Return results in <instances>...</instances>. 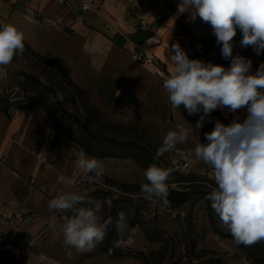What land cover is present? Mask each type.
<instances>
[{"label":"crops","instance_id":"obj_1","mask_svg":"<svg viewBox=\"0 0 264 264\" xmlns=\"http://www.w3.org/2000/svg\"><path fill=\"white\" fill-rule=\"evenodd\" d=\"M88 1L92 8L84 12L82 0L69 5L63 0H0V18L4 4L8 18H1L2 22L23 31L25 43L32 50L69 66L75 82L99 97L109 119L121 124L122 130L152 139L160 147L168 131L188 129L187 143L165 154L172 161L191 160L198 166H209L190 153L198 143H207L205 133L212 131L216 120L226 125L234 116L243 120L246 109L235 114L227 109L214 110L216 116L210 114L203 127L197 129L196 122L203 113L189 116L183 106L173 110L162 85L163 76L171 73L167 57L175 43L190 59L230 66L210 24L199 17L192 22L187 13L174 18L179 0ZM17 5L25 7L29 14L20 12ZM143 23L150 25V30L156 27L154 37L137 46L128 39L142 32ZM120 35L126 39L122 45L116 42ZM241 39L237 29L233 55L251 59L255 72L264 63V52L257 55L253 47H241ZM147 57H153L157 65L149 63ZM130 94L137 103L129 99ZM47 122L27 112L7 113L0 109V252L4 250L9 255L17 250L33 254L37 245H42L44 257H50L52 251L44 245L49 242L50 227L43 221L52 215L48 202L63 187L58 177L72 148ZM25 237L30 238L29 243Z\"/></svg>","mask_w":264,"mask_h":264},{"label":"rangeland","instance_id":"obj_2","mask_svg":"<svg viewBox=\"0 0 264 264\" xmlns=\"http://www.w3.org/2000/svg\"><path fill=\"white\" fill-rule=\"evenodd\" d=\"M2 9L1 18L7 19L4 4ZM25 48L22 56L0 67V109L47 119L46 124L72 148L60 175L74 181V190L103 202L100 215L104 219L112 217L113 225L96 250L81 254L71 249L69 257L61 226L72 214L53 210L43 221L50 227L49 242L44 244L52 248L50 257H44L42 245H37L33 254L17 250L9 255L2 250L0 264H264V241L237 246L212 210L206 197L216 186L215 181L173 173L168 184L191 190L188 201L164 206L158 200L144 199L140 183L145 169L153 163L172 167V158L166 154L156 158L159 146L152 139L125 132L121 124L111 121L99 97L75 82L69 66L44 57L26 43ZM57 93L62 94V101ZM81 151L102 163L101 182H80L75 158ZM59 188L60 192L68 190L64 185ZM121 212L127 227L118 233L115 220Z\"/></svg>","mask_w":264,"mask_h":264},{"label":"clouds","instance_id":"obj_3","mask_svg":"<svg viewBox=\"0 0 264 264\" xmlns=\"http://www.w3.org/2000/svg\"><path fill=\"white\" fill-rule=\"evenodd\" d=\"M185 13L192 22L199 17L210 24L216 43L222 45L221 54L230 60V66L190 59L175 43L167 57L171 73L163 76L162 86L173 110L183 106L189 116L203 113L196 122L197 129L203 127L205 118L214 110L227 109L235 114L246 109L243 120L234 116L227 125L216 120L212 131L205 133L207 143H198L190 155L211 166L216 186L206 199L234 243L252 246L264 241V63L252 72L251 59L233 55V38L239 29L241 47L251 46L257 55L264 52V0H179L174 18ZM25 39V33L16 25L0 22V67H7L24 54ZM56 96L63 100L62 94ZM188 139V129L168 131L156 158ZM75 166L81 172V183L102 181L104 168L96 157L81 151L75 158ZM174 171L173 167L157 163L149 165L140 183L144 199L170 205L168 181ZM58 183L68 190L50 199L48 208L72 214L61 226L63 243L69 249L67 255L71 257V249L81 254L96 250L113 225L112 217L104 219L100 215L103 202L74 190L71 178L61 175ZM107 203L110 206L111 202ZM115 227L118 233L127 227L123 212L118 213Z\"/></svg>","mask_w":264,"mask_h":264},{"label":"built area","instance_id":"obj_4","mask_svg":"<svg viewBox=\"0 0 264 264\" xmlns=\"http://www.w3.org/2000/svg\"><path fill=\"white\" fill-rule=\"evenodd\" d=\"M73 1L74 0H63V2L66 5H69ZM85 4H89L90 7L85 8L84 7ZM81 8L84 12H88L91 10L92 4L88 0H82ZM157 19L158 20L161 19V16H157ZM148 30H150V25L143 23L141 26V31L143 32V31H148ZM147 60L149 63H151L153 65H157L155 63V60L153 57H147ZM255 60H259V58H256ZM211 115L216 116L214 111L211 113ZM35 147H37V145H35ZM172 167L174 169H176V171H174L175 174H178V175H199L201 177L206 178L207 180L214 181L213 170H212L211 166H198V165L194 164L191 160H177V159H175L172 161Z\"/></svg>","mask_w":264,"mask_h":264},{"label":"water","instance_id":"obj_5","mask_svg":"<svg viewBox=\"0 0 264 264\" xmlns=\"http://www.w3.org/2000/svg\"><path fill=\"white\" fill-rule=\"evenodd\" d=\"M17 9L22 12L23 14L28 15L29 11H27V9L21 5H17ZM156 27H153L151 30L149 31H143L141 33L135 34L131 37H129V41L137 46H142L144 45L147 41H149L151 38L154 37V29ZM126 41L125 37L120 35L118 36L116 42L119 45H122L124 42ZM129 99L133 102V103H137V99L135 98V96L133 94L129 95ZM170 194H169V201H170V205L168 206H179L183 203H185L186 201L189 200V198L191 197L192 191L187 189V190H179V189H175L173 188L170 184ZM30 238L29 237H25L24 241L27 242L29 241Z\"/></svg>","mask_w":264,"mask_h":264},{"label":"trees","instance_id":"obj_6","mask_svg":"<svg viewBox=\"0 0 264 264\" xmlns=\"http://www.w3.org/2000/svg\"><path fill=\"white\" fill-rule=\"evenodd\" d=\"M256 244H258V243H256Z\"/></svg>","mask_w":264,"mask_h":264}]
</instances>
